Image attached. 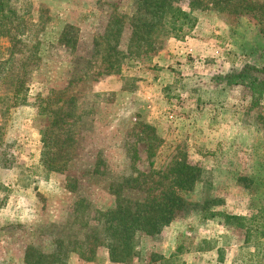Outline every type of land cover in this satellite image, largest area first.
Listing matches in <instances>:
<instances>
[{
    "label": "rangeland",
    "instance_id": "1",
    "mask_svg": "<svg viewBox=\"0 0 264 264\" xmlns=\"http://www.w3.org/2000/svg\"><path fill=\"white\" fill-rule=\"evenodd\" d=\"M133 1L5 0L0 167L9 173L17 170L19 175L9 178V186L18 184L24 190L11 188L0 194V264H25L28 246L49 252L50 226L65 221L79 200L99 210L112 207L113 197L87 183L76 170L85 165L83 158H94L99 151L111 168H122L125 142L132 144L135 167L143 171L151 160L157 169L177 158L196 165L211 185L208 193L223 200L219 212L250 216L261 208L264 89H222L211 82L244 66L264 68V34L258 21L207 5L194 11L197 23L183 37L166 39L161 49L148 53L149 60L143 55L125 59L120 75H109L101 60H90L93 39L103 34L110 15H130ZM180 6L187 9L188 4L183 1ZM67 25L78 34L74 49L58 42ZM129 33L125 24L121 50L127 48ZM70 97L76 108H93L87 116L92 122L84 134L82 162L72 163L63 174L47 172L41 139L52 118L44 108H71L63 104ZM143 124L151 126L157 138L150 160L139 133ZM70 176L79 179L73 192L65 189ZM204 192L198 188L190 200H199ZM222 222V217L202 221L191 212L159 235L140 238L137 255L128 264H147L151 254L157 256L153 263L161 264L158 257H169L179 245L184 251L178 264H248L250 254L256 251V256L258 250L261 257V245L258 250L247 247L244 231L227 230ZM217 245L218 254L213 251ZM106 255L99 248L92 262H84L71 254L67 264H108Z\"/></svg>",
    "mask_w": 264,
    "mask_h": 264
},
{
    "label": "trees",
    "instance_id": "2",
    "mask_svg": "<svg viewBox=\"0 0 264 264\" xmlns=\"http://www.w3.org/2000/svg\"><path fill=\"white\" fill-rule=\"evenodd\" d=\"M186 1L187 9L180 6ZM207 5L218 12L227 10L232 15L255 18L264 34V1L251 0H134L130 15H110L104 32L93 39L90 60L99 59L109 75H120L125 59L136 60L147 57L151 51L161 49L168 38L178 39L192 30L197 19L196 9H205ZM5 0H0V37L7 36ZM125 24L130 30L126 50H121L120 42ZM78 34L74 27L65 26L58 42L63 46L76 47ZM87 64L88 60L86 61ZM87 71V68H86ZM76 74L77 71L75 70ZM222 89L233 86H246L264 89V68L244 66L224 75L211 79ZM17 93V91H16ZM74 97L64 101L71 108H44L50 119L49 128L43 132L41 143L46 149L42 165L47 172L63 174L72 163L82 162L84 134L89 130L91 120L87 117L93 108L79 109ZM51 105L50 99L47 101ZM143 143L147 145L149 160L155 157L153 128L141 125L139 132ZM132 144L124 143L125 161L122 168L115 170L104 159L103 151L94 158L84 159L85 165L76 170L87 183L100 186L114 199L112 207L99 210L87 200H79L67 214L65 221L50 226L51 250L41 252L37 247L28 246L23 257L25 264H67L71 254H76L84 262H92L99 248L107 251L109 262L128 264L137 255V243L140 238L159 235L176 219L195 212L200 220L210 221L222 217L223 228L243 230L244 245L258 247L250 254L248 264H264V202L256 214L234 215L219 212L223 200L213 197L211 185L204 178L201 170L186 158L173 159L161 168H156L155 161H149L146 171L137 169L132 157ZM79 179L66 178L69 192L77 189ZM198 188H205L203 197L192 201L190 196ZM264 198V197H263ZM262 200V198H261ZM264 200V199H263ZM184 248L179 245L169 257H158L161 264H178ZM155 254L149 256L147 264H154ZM246 263V261L244 262ZM181 264H183L181 262Z\"/></svg>",
    "mask_w": 264,
    "mask_h": 264
},
{
    "label": "crops",
    "instance_id": "3",
    "mask_svg": "<svg viewBox=\"0 0 264 264\" xmlns=\"http://www.w3.org/2000/svg\"><path fill=\"white\" fill-rule=\"evenodd\" d=\"M19 175V172L17 171V170H15L13 173H9L7 170H5L3 167H0V194L2 193V192H7L8 190H11V188H16V189H18L19 191L21 190V191H23L24 189H20V186L17 184L16 186H9L10 185V183L8 182V180H9V178H12V177H14V175H15V178L16 177H18V175ZM7 199V196H5V197H3V198H1V203H2V206L6 203H4V201H3V199ZM19 203V202H18ZM7 205V204H6ZM13 205H15V201L13 202ZM21 205L19 204L18 205V210H20L21 209ZM172 225V224H171ZM173 225H175V224H173ZM1 238L2 237H0V240H1ZM261 242H263V245H264V237L263 238H261ZM213 251H215V252H217L216 254H218L219 252H221V246H216L215 248H214V250ZM197 254H199L198 252H196ZM195 253V254H196ZM106 260H107V263L108 264H114V263H111V262H109V259H108V254L106 255Z\"/></svg>",
    "mask_w": 264,
    "mask_h": 264
}]
</instances>
